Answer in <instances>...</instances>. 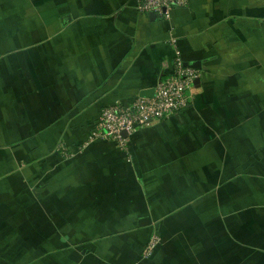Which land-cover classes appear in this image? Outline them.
Listing matches in <instances>:
<instances>
[{"label": "crops", "instance_id": "crops-1", "mask_svg": "<svg viewBox=\"0 0 264 264\" xmlns=\"http://www.w3.org/2000/svg\"><path fill=\"white\" fill-rule=\"evenodd\" d=\"M258 1L191 0L151 20L135 0H0V264L250 262L219 253L211 217L193 241L183 238L181 257L161 255L182 241L174 230H191L162 218L179 197L162 178L193 181L190 167L206 162L197 155L201 130L189 119L207 99L208 113L224 121L207 143L210 166L225 155L220 206L226 219L264 234V49L247 16ZM176 51L202 67L187 107L135 132L125 148L89 142L102 109L152 95ZM234 86L224 110L208 102L210 92ZM187 140L197 145L180 156ZM152 235L159 243L144 260ZM258 247L253 260L264 263Z\"/></svg>", "mask_w": 264, "mask_h": 264}, {"label": "rangeland", "instance_id": "rangeland-1", "mask_svg": "<svg viewBox=\"0 0 264 264\" xmlns=\"http://www.w3.org/2000/svg\"><path fill=\"white\" fill-rule=\"evenodd\" d=\"M254 0H249L250 4ZM250 8V15L249 13L247 14L248 18L254 22V25L257 26L259 31L258 35V49H264V0H259L258 1V6L255 7V10L251 7V5L248 7ZM263 27V28H262ZM256 28V29H257ZM260 43H263L261 45ZM255 48V47H254ZM253 62H256L254 60ZM258 63H264V56L262 59H259ZM249 64V63H248ZM264 73V72H261ZM252 74L250 73V76ZM263 80H264V75H263ZM264 84V83H263ZM240 89V86L238 88L234 86L232 88L233 91L228 93L225 91L224 88L222 91L217 94H213L210 92V94L207 96V98H210L208 102H211L212 105L215 107L217 106L218 110H224L226 106V95H236V91ZM203 100L200 106V108H195L194 110L198 112L199 116L196 117L195 119H189V122L191 124H194L195 128L199 127L201 136L199 139V146H201V149L198 151L197 155L199 154L201 158H203L206 162L201 164V166H194L190 167L193 169L194 173L197 174V177L193 178V181L189 177L187 181L183 177L184 180L181 181L179 178L177 180L173 181V175L170 173L172 171L173 167L167 166L163 168V173H170L166 174L163 176L162 180L166 181L163 183L166 188H173L177 191H179V197L176 199L178 202L172 206L171 211L165 215L162 216L164 219H169L173 217V221H175V226L176 227H188L191 228V230H180V231H175V234L173 237L175 238H180L177 243H172V252L166 248L164 251L161 252V255H175L178 258L182 256L183 253H186V250H183L181 245H185L183 238L185 240H191L193 241L192 233L199 229L200 227L202 228H209L212 226L211 224L214 223H209L208 220L209 218H213V220H216V228L212 229L210 235L214 237V240L217 243V248L219 253L224 254L230 250L229 253L233 252V255H242V254H247L250 258V262L247 264H264L263 262L260 261H254L253 259V254H256V259L258 254L261 253V251L258 249L259 244L262 246V253L264 254V234L261 232V230H254L251 229L253 226H248L245 223L241 225V223L237 221V219H231L227 218L226 219V214H225V207L220 206L221 201L223 200L224 194H223V189L225 187V181H224V176H225V155L223 149L220 151V161L216 163L215 166H210L208 162L210 161L208 152H207V143L211 140H213L214 137L212 135L217 136L221 130L223 131L224 127V121L220 120L222 124L218 122V120L213 117L214 115L209 114V108L207 104V99H201ZM173 126H179L173 123ZM221 128V129H220ZM191 138V137H190ZM101 141H107L108 143H114L110 140H104V139H99L95 140L94 142H101ZM182 142V141H181ZM128 143V142H127ZM115 147L117 149H120V147L116 144ZM196 146L197 143H193L192 141L180 143V148H179V154L180 156H183L184 154H188L192 152V147L193 145ZM182 162L180 165L177 166L178 169L185 168L186 160L184 162L183 158H180ZM183 163V164H182ZM185 163V164H184ZM153 168V167H152ZM182 170V169H181ZM212 170V171H211ZM212 173L215 174V176H212ZM162 185V183H161ZM162 185V186H163ZM163 186V187H164ZM214 192H217L218 194L216 195ZM221 192L222 196L221 199L218 197L219 193ZM216 195V198H213L211 201L209 198V195ZM212 195V196H213ZM146 202L148 203L151 199L150 198H145ZM144 200V201H145ZM141 200H137L139 203ZM154 203L152 204L154 213L155 212H160L162 208L159 206H155L154 204H158V200L154 199ZM169 202L172 203V200H168ZM150 203V202H149ZM199 207L201 208V211H199ZM138 214V213H137ZM154 217L157 215H153ZM240 217V216H239ZM217 218V219H216ZM229 224H226L228 223ZM208 223V224H207ZM215 226V225H214ZM219 231H221L219 233ZM158 232V231H157ZM173 232V233H174ZM172 233V234H173ZM181 244V245H180ZM187 244V243H186ZM207 245V243H206ZM207 248V247H206ZM156 249V248H155ZM167 250V251H166ZM154 254V252H153ZM152 256V255H151ZM151 256L145 257L142 254V258L144 260H148ZM260 258V256L258 257Z\"/></svg>", "mask_w": 264, "mask_h": 264}, {"label": "built area", "instance_id": "built-area-1", "mask_svg": "<svg viewBox=\"0 0 264 264\" xmlns=\"http://www.w3.org/2000/svg\"><path fill=\"white\" fill-rule=\"evenodd\" d=\"M191 0H135L136 9L142 13H152L161 19H168L173 8H186ZM179 51L173 59V71L163 78L154 89L151 97H139L126 108L110 106L102 109L98 121L89 137V142L104 139L125 148L130 136L146 128L153 121L167 119L184 110L191 99L194 81L199 72L186 68ZM123 133L126 135L123 136ZM159 243L152 237L143 249V255L149 257Z\"/></svg>", "mask_w": 264, "mask_h": 264}, {"label": "water", "instance_id": "water-1", "mask_svg": "<svg viewBox=\"0 0 264 264\" xmlns=\"http://www.w3.org/2000/svg\"><path fill=\"white\" fill-rule=\"evenodd\" d=\"M149 18L151 20H155V15L150 13L148 14ZM184 67L186 68H191V69H195L197 71H201L202 70V67H201V62L200 61H186L183 63ZM200 83V78H197L195 81H194V85H199ZM154 92V90H153ZM153 92H152V95H153ZM152 95L150 96H147V95H143L144 97H151ZM123 136L125 137L126 135L123 133Z\"/></svg>", "mask_w": 264, "mask_h": 264}, {"label": "trees", "instance_id": "trees-1", "mask_svg": "<svg viewBox=\"0 0 264 264\" xmlns=\"http://www.w3.org/2000/svg\"><path fill=\"white\" fill-rule=\"evenodd\" d=\"M152 237H157V238H158V236H156V235H152V236L147 240V242H148ZM147 242H146V244H147ZM146 244H145V246H146Z\"/></svg>", "mask_w": 264, "mask_h": 264}]
</instances>
